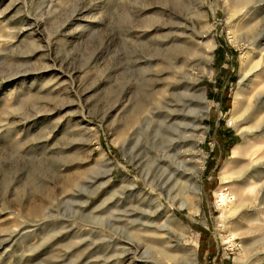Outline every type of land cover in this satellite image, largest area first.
<instances>
[{
	"label": "rangeland",
	"instance_id": "obj_1",
	"mask_svg": "<svg viewBox=\"0 0 264 264\" xmlns=\"http://www.w3.org/2000/svg\"><path fill=\"white\" fill-rule=\"evenodd\" d=\"M174 2L0 0V264H264V98L230 125L234 96L264 85V0H204L215 45L192 71L208 111L187 189L158 101L191 82L172 63Z\"/></svg>",
	"mask_w": 264,
	"mask_h": 264
},
{
	"label": "bare ground",
	"instance_id": "obj_2",
	"mask_svg": "<svg viewBox=\"0 0 264 264\" xmlns=\"http://www.w3.org/2000/svg\"><path fill=\"white\" fill-rule=\"evenodd\" d=\"M259 1L260 0H221V2L223 4H226L227 6L231 4L235 8L240 6V8L238 9L239 11L248 6L250 3ZM175 2H177L178 4L176 5ZM175 2L174 4L176 6L173 5L174 7H170L169 9L165 8L162 10L163 13L166 12V15L174 20L171 21L174 22V24L171 25V27H168V29L172 31L169 44H171V49L177 50L179 52V56H177L175 58V61L172 63L174 68H176L175 72L178 74L181 73L182 75L186 76L191 82H174L175 84L173 82L168 83L158 90V101L160 102L161 99L162 103L163 100L164 102L166 101L165 103H163V110L165 112L161 116L162 123L166 127L173 128L176 131V134L170 135L171 140L174 142L175 147L177 148L176 157L180 158L179 165L182 168L181 177H186L182 181V184L184 185V188L187 189L188 185L186 184V182L194 181L199 176V173L203 167V154L200 150V142L203 141L205 133L203 132L201 126L202 117L208 111V107L204 104V101L206 100L205 92L201 88H196L197 86L194 82L195 76L194 72L192 71L195 70L198 66L200 68L206 66L207 63L211 60V50L213 49L215 42L209 40L206 42L204 41V39L210 37V33L208 32L207 27L208 12L204 6V0H175ZM159 27L165 28L164 26ZM239 39L244 40V42L247 43L248 46L250 44L249 40L253 39V35L249 34V32H244V34L240 36ZM254 54H256V52H252V56ZM194 61L196 62V66L191 65ZM241 71H243V67L241 68ZM243 77L244 74L241 75L240 79H242ZM170 97L172 99H169ZM174 97L179 99L175 100ZM263 98L264 85L258 87L255 86L254 88H252L249 92L248 97L240 98L239 93H237L233 99V113L230 118V125L237 124L236 115L242 108L243 113H245L253 105L255 108L257 103L259 104ZM263 109L264 108L262 106L258 109L256 108V113L252 118V120H255L256 126L258 127L264 124V111L262 112ZM249 123H251V120ZM195 137H197L196 140ZM178 139H181V141H178ZM246 143L247 140L244 141V143H238L235 146L233 153H236L237 150L239 151V148L243 145L245 146ZM257 143L258 142L256 141L255 144ZM183 147L185 149L182 150ZM254 149H256L254 145H249L245 149V154L247 156H251L254 153ZM99 154L101 156L100 160L105 163V166L108 168V172H110V164L108 162L107 156L101 151ZM259 155L254 153L250 161L253 158L255 160H258L262 157H260ZM196 189L197 186L193 185V188H191V190L181 192L185 194V197L181 202L182 205L186 206L189 209L193 208V200L191 198V195H196ZM223 199L224 198L221 196L220 201L223 202ZM232 210H234V208H232ZM175 250L176 249H172L170 246H161L158 248V252L160 253V255L164 259H167L169 261H174L175 257H177L175 255Z\"/></svg>",
	"mask_w": 264,
	"mask_h": 264
}]
</instances>
